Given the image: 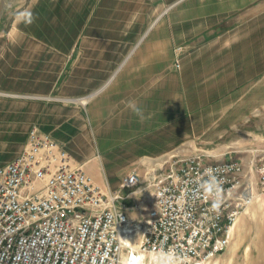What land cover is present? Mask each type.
<instances>
[{
	"label": "crops",
	"instance_id": "crops-1",
	"mask_svg": "<svg viewBox=\"0 0 264 264\" xmlns=\"http://www.w3.org/2000/svg\"><path fill=\"white\" fill-rule=\"evenodd\" d=\"M76 3L88 21L102 3V24L115 26L149 3L155 8L154 0H0V167L24 152L37 128L103 191H118L131 171H141L152 158L213 153L209 145L221 136L213 132L219 104L234 106L228 96L219 102L216 91L264 86V35L242 32L264 20V0L159 3L161 14L129 50L83 48L91 38L105 39L103 33L44 31L56 17L52 9L74 25ZM175 7L176 48L184 49L178 69L171 39L161 33L165 23L153 31ZM129 101L143 110V122ZM198 138L209 140L201 148L187 144ZM238 262L264 264V194L240 215L229 248L212 264Z\"/></svg>",
	"mask_w": 264,
	"mask_h": 264
},
{
	"label": "built area",
	"instance_id": "built-area-1",
	"mask_svg": "<svg viewBox=\"0 0 264 264\" xmlns=\"http://www.w3.org/2000/svg\"><path fill=\"white\" fill-rule=\"evenodd\" d=\"M212 157L174 153L160 169L146 176L134 169L120 190L105 192L71 165L62 145L33 128L24 152L0 167V264H127L136 257L160 264L169 249L178 264H212L229 248L240 215L264 194V158ZM209 170L221 184L218 208L200 188Z\"/></svg>",
	"mask_w": 264,
	"mask_h": 264
},
{
	"label": "rangeland",
	"instance_id": "rangeland-1",
	"mask_svg": "<svg viewBox=\"0 0 264 264\" xmlns=\"http://www.w3.org/2000/svg\"><path fill=\"white\" fill-rule=\"evenodd\" d=\"M175 1L176 0H154V9L151 8V4L149 3L147 8H140L136 14L132 13V18L129 21H125L126 16H124L122 26L102 24V3L100 9L90 11L91 17L89 21L83 15V9L76 3L74 8V25L65 24L66 20L63 17L64 14L62 15L63 11L52 9V15H56L52 20L53 24L51 27H48L50 30H47V27L43 28L45 32H51L52 28L54 32L58 34L63 33V35H65V33L74 36L78 33L100 36H102L103 33L107 35L105 39L103 38L104 42H102V37L97 40L91 38V40L87 42H82L84 49H102L103 47L104 49L129 50L137 44V41L150 27L151 22L161 14V11L157 9L159 3L166 2L167 4H173ZM178 8L179 7H175L170 10L160 24L153 30L156 31L162 23H165V29L164 31L162 30L161 33L163 36H166V39H171L170 49L172 50V54L175 53L174 57L176 60L183 56L182 52V54H178L176 51V47L179 43L178 34L180 31ZM84 22L86 23L83 25ZM246 27L242 32L251 34L252 37L254 35H264V20ZM160 40L162 39L160 38ZM252 44L258 43L253 42ZM151 48H153L152 45ZM252 85L255 86L251 90L216 91V94L219 95V102L224 98H234V106L219 104L220 111L216 117V121H214L215 128L213 132L221 136L213 138V145H209L214 146L212 149L214 152L210 153L213 156L211 158L212 161H224L232 158L248 164L253 159L264 158V138L258 136L264 133V86H259L258 83ZM188 92L191 93V91ZM191 100H194V97H191ZM222 107L227 108L226 112H224V110L222 111ZM247 130H249V132H246ZM206 139L207 138H198L192 139V141L188 139L187 144L198 143V147L201 148L202 146L204 147ZM209 150L212 151L211 149ZM171 155L172 153H167L152 158L148 163L142 165L141 173L146 176L149 171L160 169ZM260 194L262 193L260 192ZM240 264H242V262H240Z\"/></svg>",
	"mask_w": 264,
	"mask_h": 264
},
{
	"label": "clouds",
	"instance_id": "clouds-1",
	"mask_svg": "<svg viewBox=\"0 0 264 264\" xmlns=\"http://www.w3.org/2000/svg\"><path fill=\"white\" fill-rule=\"evenodd\" d=\"M128 107L139 118L141 122L145 119L143 110L136 105L134 101H129ZM208 179L200 184V188L213 198L212 207L218 208L220 203L221 184L220 180L211 170L208 172ZM127 264H141V258L136 257L127 262ZM160 264H178V257L174 250L169 249L167 252L161 253Z\"/></svg>",
	"mask_w": 264,
	"mask_h": 264
}]
</instances>
